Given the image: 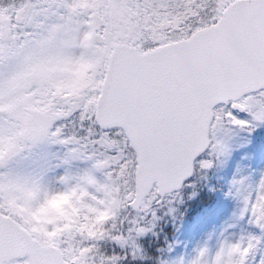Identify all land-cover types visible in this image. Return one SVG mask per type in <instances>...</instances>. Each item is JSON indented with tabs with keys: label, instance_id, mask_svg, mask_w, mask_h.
I'll list each match as a JSON object with an SVG mask.
<instances>
[{
	"label": "snow or ice",
	"instance_id": "1",
	"mask_svg": "<svg viewBox=\"0 0 264 264\" xmlns=\"http://www.w3.org/2000/svg\"><path fill=\"white\" fill-rule=\"evenodd\" d=\"M257 123L264 0H0V264H122L105 243L139 254L155 209L212 163L198 155ZM50 144L103 179L67 174L51 190L33 166ZM60 200L78 203L82 221L37 223ZM100 208L114 213L104 230H79ZM241 214L261 236L194 264H249L264 243V178Z\"/></svg>",
	"mask_w": 264,
	"mask_h": 264
},
{
	"label": "rangeland",
	"instance_id": "2",
	"mask_svg": "<svg viewBox=\"0 0 264 264\" xmlns=\"http://www.w3.org/2000/svg\"><path fill=\"white\" fill-rule=\"evenodd\" d=\"M239 118L248 119V114L240 112ZM264 123H257L254 128H260ZM222 151L218 154L208 152L201 160H211L207 168L196 166L195 178L177 192V198L171 205H162L155 209L156 219L149 231L137 237L140 253L132 255L131 249H122L111 242L105 243V249L115 252L122 257V264L139 260L140 263L149 257L147 245L158 230L168 226H177V232L183 230L180 236V249L176 248L177 254L170 264H194L200 253L205 252L203 259L211 260L220 247L227 243H233L250 236H261V230L249 222L246 215H242L244 207V194L246 191L255 189L264 178V144L258 147L256 138L250 135L247 128L232 127L222 135ZM264 143V142H263ZM257 148L260 150L258 151ZM68 146L63 144L45 145L38 150V156L34 161L35 167L43 170L44 182L53 191H60L61 176L71 174L74 177L93 172L97 180L103 179V173L93 171V161L80 158H67ZM216 201L206 215L186 228L187 213L195 199L205 197L207 193ZM86 213L80 205L72 200L56 203L54 208L47 214L37 218V223H49L63 219L64 225L75 224L82 221ZM91 216V215H90ZM188 224V223H187ZM186 225V226H185ZM186 228V229H185ZM177 234L173 241H177ZM178 244V245H179ZM172 246L171 243L165 244ZM178 247V246H177ZM264 256V243H262L250 259L249 264H259ZM153 264L160 261V253L153 258Z\"/></svg>",
	"mask_w": 264,
	"mask_h": 264
},
{
	"label": "trees",
	"instance_id": "3",
	"mask_svg": "<svg viewBox=\"0 0 264 264\" xmlns=\"http://www.w3.org/2000/svg\"><path fill=\"white\" fill-rule=\"evenodd\" d=\"M250 131V135L254 138H256L257 143L263 144L264 142V125L260 128H247ZM209 196L203 197L202 199L199 197L198 199H195L192 207L190 208L189 212L187 213L186 218L189 219H195L197 216L203 214L204 211V205L208 203ZM208 207V206H207ZM177 232V226H168L167 228H164L163 230L159 229L157 233L151 238V243H148L149 246L148 252L149 256L154 257L156 256L157 250H159L160 247L164 246L168 242L173 240V236L176 235ZM178 245V244H176ZM125 260V259H123ZM126 264H151L148 260L140 263L139 260L131 261L130 263Z\"/></svg>",
	"mask_w": 264,
	"mask_h": 264
},
{
	"label": "clouds",
	"instance_id": "4",
	"mask_svg": "<svg viewBox=\"0 0 264 264\" xmlns=\"http://www.w3.org/2000/svg\"><path fill=\"white\" fill-rule=\"evenodd\" d=\"M63 201L65 200H60L56 203ZM113 214L114 213L110 208H100L99 214L93 213L91 216H89L88 222L81 223L79 230H86L89 233H93V229H95L96 232L103 231V222H105ZM64 227H67V225H64ZM53 234L59 236L60 229H57Z\"/></svg>",
	"mask_w": 264,
	"mask_h": 264
},
{
	"label": "water",
	"instance_id": "5",
	"mask_svg": "<svg viewBox=\"0 0 264 264\" xmlns=\"http://www.w3.org/2000/svg\"><path fill=\"white\" fill-rule=\"evenodd\" d=\"M201 154H202V153H201ZM201 154H200V155H201ZM200 155H198V157H199ZM198 157H197V158H198ZM192 175H193V173H192L190 176H188V177L182 182V184H183L186 180L190 179V178L192 177ZM181 186H182V185H181ZM181 186H180V188H181ZM180 188H178V189H180ZM178 189H176V190H178ZM176 190H175V191H176Z\"/></svg>",
	"mask_w": 264,
	"mask_h": 264
}]
</instances>
